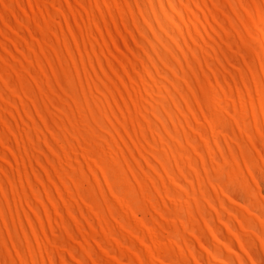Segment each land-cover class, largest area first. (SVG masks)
I'll list each match as a JSON object with an SVG mask.
<instances>
[{"label":"snow or ice","instance_id":"6c2138e0","mask_svg":"<svg viewBox=\"0 0 264 264\" xmlns=\"http://www.w3.org/2000/svg\"><path fill=\"white\" fill-rule=\"evenodd\" d=\"M10 7L12 12H17L20 5L10 6L6 0H0V9L9 17L3 24L4 48L0 49V99L5 103V116L0 121V128H3V135L0 136V176L5 179L6 188L13 187L17 193L24 189L27 204L24 205L26 216L21 217V230L25 229L23 221L27 220V228L33 231L24 237L20 246L13 249L15 257L11 260L5 258L3 264H29L27 259L21 260L20 257L28 254L26 249L34 251L40 247L41 240L45 244L43 251L47 250L49 241L54 248L52 258L44 264H112V260L105 259L108 252H105L107 245L103 242L90 241L95 255L81 258L83 249L77 241L81 244L84 241L79 233L93 229L95 221L87 224L82 216L75 214L72 200L77 193L72 189L82 185L84 179L74 174L75 166L70 163L72 153L68 143L72 141L77 155L86 150L95 159L96 153L103 148V144H98L96 133L102 132L104 127L111 132L110 126H115L120 136L134 140L142 134L147 135L155 126L152 140L160 136L156 150H151V141L142 142L144 147L139 149H148L146 158H139L141 171L147 174L145 181L149 176L155 180L157 175H165L161 170L168 167L169 161L160 155V145L165 142L168 151H179L185 159L198 157L197 168L201 162L211 158L203 152L210 141L205 139L206 129L201 126H211L209 121L220 118L215 97L220 93L230 94L233 103L227 112H223L222 108L221 112L233 122L234 132L239 131L234 143L241 149L240 155H245L246 148L251 150V155L245 156L246 163L241 167L251 169L249 175H255L258 168L259 174L255 179L264 184V123L250 131L256 118L255 96L260 98V116L264 118V0H238L236 3L211 0L203 4L199 0H167L159 4L145 0L143 5L137 3L133 6L132 16L128 15V5L117 0L96 8H124L125 12L119 18L97 26L99 21L94 8L86 24L77 22L76 27H69L67 31L65 26L71 25V18L60 19V13L62 8L72 7L71 4L62 2L57 7L54 0L51 3L45 0L43 4L37 0L36 4L24 6V12H17L14 17L8 11ZM75 7L87 9L92 5L84 3ZM149 8L152 11L144 15ZM29 9H32L31 13ZM36 9H40L39 15ZM136 9H141V12L136 13ZM84 15L81 12V19ZM185 28L188 29L187 35ZM193 28L202 30L197 33ZM61 37H64L63 44ZM81 41L84 42L83 48L80 47ZM89 44L92 45L91 50ZM213 51L215 59L209 60ZM85 53L87 59L84 58ZM77 54L79 60L76 59ZM256 60H259L260 67L253 75ZM224 69L235 78L229 84L235 83L236 88L213 92L209 81L213 75L218 77ZM202 74H207L208 79L205 80ZM256 76L260 79L257 92L253 95L250 89L256 83ZM77 80L80 84L73 95L70 86L75 85ZM86 80L88 87L85 89ZM246 90L248 95L245 96L243 93ZM81 92L84 93L82 98ZM89 93L92 98H89ZM153 97L161 99L149 112V105L156 103ZM65 98L68 99L67 106ZM249 101H252L251 112ZM13 104L15 111H12ZM85 104L88 105L84 111L87 123L76 119L77 111ZM101 105H104L103 113L96 117ZM69 109L71 114L65 119ZM9 115L21 117L15 128L9 124ZM134 132L136 136H132ZM257 136L258 142L255 139ZM127 146L133 148L132 144ZM66 160L69 163H65ZM9 169H14L11 175ZM79 195L88 199L83 192ZM53 215L67 221L60 239L48 235L50 223L47 227L43 225L44 219L47 217L51 221ZM38 223L40 226L36 227ZM260 226L264 229V215H261ZM96 239L99 240V237ZM260 240L261 249H264V231H261ZM244 247H248V252L244 253L246 258L242 264H264L256 258L260 251L253 252L248 245ZM57 253L62 258L57 259ZM31 264L40 262L32 261ZM116 264L122 262L117 261ZM140 264L147 262L140 261ZM159 264L178 262L161 257ZM186 264L206 262L193 258ZM222 264L237 262L224 258Z\"/></svg>","mask_w":264,"mask_h":264},{"label":"bare ground","instance_id":"6f19581e","mask_svg":"<svg viewBox=\"0 0 264 264\" xmlns=\"http://www.w3.org/2000/svg\"><path fill=\"white\" fill-rule=\"evenodd\" d=\"M39 2L43 4L45 0H39ZM48 2L51 3L52 0H48ZM54 2L57 7L62 2L72 5V7L62 8L60 13V19L71 18L72 23L70 26H65L66 31L69 27H76L77 22L86 24L92 17L94 8L96 19L99 21L97 26L106 25L125 12L124 8H96L97 5L116 3L117 0H54ZM121 2L128 5V15L132 16L133 6L137 3L143 5L145 0H121ZM152 2L159 4L167 2V0H152ZM199 2L201 4L210 3L211 0H199ZM230 2L236 3L238 0H230ZM6 3L10 6L20 5L17 12L23 13L24 6L36 4L37 0H6ZM84 3H88L92 7L87 9L75 7L77 4L83 5ZM8 11L12 17L17 14V12H12L11 7ZM135 11L140 13L141 9ZM151 11V8L145 10L144 15ZM28 12L31 13L32 9H29ZM81 12L85 13L82 19ZM39 13L40 9H36V14L39 15ZM105 16H107V20H105ZM8 18L3 9H0V49L4 48L3 24L7 22ZM13 23H15L14 19ZM56 26L59 30V21ZM201 30L193 28V31L197 33ZM184 31L187 35L188 29L185 28ZM212 31L215 30L212 29ZM12 42L16 43L15 40ZM63 43L64 37H61V44ZM80 47H84L83 41H81ZM88 47L91 50L92 45L89 44ZM208 47L211 49V44ZM259 47L257 41V55H259ZM215 56L216 53L213 51L209 60H214ZM79 58L80 56L77 54L76 59L79 60ZM84 58H88L86 53ZM64 67L66 69L67 65ZM259 67L260 62L256 60L253 75L256 74ZM81 71H83L82 65ZM202 75L205 80L208 79L207 74ZM234 79L232 74L224 69L220 71L218 77L215 75L211 77L210 89L213 92L216 89H235V83L229 84V81ZM259 79V76H256V83L250 89L253 95L257 92ZM79 84L80 82L77 80L75 85L70 86L73 95H75ZM87 87L86 80L84 88ZM83 95L84 93L81 92V98ZM88 95L89 98H92L91 93ZM149 95L151 96V93ZM243 95H248V90ZM159 99L161 98L153 97L156 103L149 105V112L156 107ZM215 103L219 106L216 110L220 113V118L216 121H209L208 124L211 126H201L206 129L205 139L210 141L203 148V152L211 158L201 162L197 168L198 157H193L190 160L185 159L179 151H168L165 142L164 145H160V155L164 157L165 161H169L168 167L161 170L165 175H157L155 180L149 176L145 181L144 177L147 174L142 173L139 159L146 158L145 152L148 150H139L144 147L142 142L151 141V150L153 151L160 144L159 135L152 140L154 125L153 131H148L147 135L142 134L134 140H126L124 136H120L119 130L115 126H110L111 132L108 127H104L102 132L97 131L98 144H103V148L96 153L95 159L86 150L80 151L77 155V149L72 146V141H68L69 150L72 153L70 163L75 166L74 174L82 176L84 179L82 185L72 189L77 193V196L72 200L75 214L82 216L87 224H92L95 221L93 229L87 233L84 231L79 233L81 240L84 241L83 244L77 241V245L83 249L81 258L86 255H95V252L91 251L90 241L103 242L107 245L105 252H108V255L105 259L112 260V264H116L117 261L122 264L123 262L132 264L133 261L136 264H140V261H146L147 264H159L161 257L176 261L178 264H186L189 259L193 258L196 261L203 259L206 264H222L224 258H231L235 259L237 264H242L246 258L244 253L248 252V247H244V245L252 247L253 252L260 251L261 254H264L260 240L261 231H264L260 226L261 215H264V191H262L264 184L255 179V176L259 174L258 168L255 170V175H249L252 170L241 167L246 163L245 156L251 155V150L246 148L245 155H240L241 149L234 143L239 136V131L234 132L233 122L223 115V112H227V108L233 103L231 95L220 93L215 97ZM236 103L239 104V100ZM64 104L68 105L67 98H65ZM251 105L252 101H249L250 112ZM260 106V98L255 96L256 118L250 126V131H254L264 123V118L260 116ZM87 107L88 105L85 104L84 108L77 111L76 119L87 123L84 117ZM103 108L104 105H101L96 117L102 115ZM221 108L223 112H221ZM15 110V104H13L12 111ZM70 114L71 109L65 119ZM4 116L5 103L3 99H0V121H3ZM8 118L12 128H15L17 121L21 119L19 115L15 118L9 115ZM60 131L63 132V128H60ZM113 132L117 134L113 135ZM180 134H183V129L180 130ZM2 135L3 128H0V136ZM105 136H107V140H105ZM132 136H136V133H132ZM255 139L258 142L259 137L257 136ZM128 144H132L133 148H129ZM11 146L15 147L14 144ZM257 151L259 150L257 149ZM65 163H69V161L66 160ZM20 167L23 170L22 163ZM70 170L72 169L70 168ZM13 171L14 169L8 170L10 175ZM19 180L20 178L17 176V183ZM5 184L4 177L0 176V264H3L5 258L13 259L15 257L13 249L20 246L24 237L31 235L33 231L31 228H27V220L23 221L25 229L21 230V217L26 216L24 205L27 204L24 189H20L17 193L13 187L6 188ZM114 188L117 190L112 191ZM80 192L85 193L88 199L80 196ZM22 197L25 198L23 201ZM49 223L51 227L48 228V235L53 236L54 239H60V234L67 221L61 216L53 215L51 221L47 217L43 221V225L46 227ZM39 226L38 223L36 227ZM76 226L83 228L82 225ZM38 235L43 234L39 233ZM97 236L99 240L96 239ZM193 244H195V251ZM40 245L34 251L26 249L28 254H22L20 259H27L29 264L32 261L44 264V261L52 258L51 253L54 248L52 241L48 242L46 251L42 250L45 247L43 240L40 241ZM261 254H256L258 262L264 261V255ZM56 258L62 257L57 253Z\"/></svg>","mask_w":264,"mask_h":264}]
</instances>
